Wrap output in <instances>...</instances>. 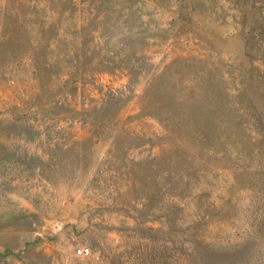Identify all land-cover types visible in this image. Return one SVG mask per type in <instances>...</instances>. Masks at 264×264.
Segmentation results:
<instances>
[{
  "label": "rangeland",
  "instance_id": "obj_1",
  "mask_svg": "<svg viewBox=\"0 0 264 264\" xmlns=\"http://www.w3.org/2000/svg\"><path fill=\"white\" fill-rule=\"evenodd\" d=\"M0 264H264V0H0Z\"/></svg>",
  "mask_w": 264,
  "mask_h": 264
},
{
  "label": "built area",
  "instance_id": "obj_2",
  "mask_svg": "<svg viewBox=\"0 0 264 264\" xmlns=\"http://www.w3.org/2000/svg\"><path fill=\"white\" fill-rule=\"evenodd\" d=\"M77 252H78L79 254H85V253L88 252V250H87V249H84V248H80V249H78Z\"/></svg>",
  "mask_w": 264,
  "mask_h": 264
}]
</instances>
